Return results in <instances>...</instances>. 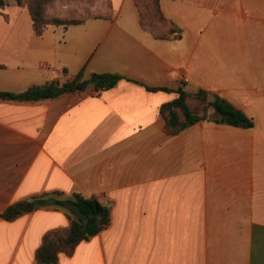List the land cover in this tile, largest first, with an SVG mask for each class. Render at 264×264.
<instances>
[{"label": "crops", "instance_id": "0c3cea01", "mask_svg": "<svg viewBox=\"0 0 264 264\" xmlns=\"http://www.w3.org/2000/svg\"><path fill=\"white\" fill-rule=\"evenodd\" d=\"M6 1L0 92L81 71L123 79L36 102L0 99V264H39L44 237L70 228L58 208L2 217L57 191L111 208L110 225L57 264H264V0H160L162 29L180 34L168 39L141 26L135 0H107L112 19L40 36L29 9ZM180 88L231 103L253 127L218 124L210 107L170 135L160 109Z\"/></svg>", "mask_w": 264, "mask_h": 264}, {"label": "trees", "instance_id": "16d2710c", "mask_svg": "<svg viewBox=\"0 0 264 264\" xmlns=\"http://www.w3.org/2000/svg\"><path fill=\"white\" fill-rule=\"evenodd\" d=\"M51 0H16L17 4L27 7L33 20V27L37 35H42L49 26H72L86 22L88 19L105 16H94L82 20L49 19L45 15L47 3ZM139 9L140 23L143 28H153L157 22L168 24L160 9V0H135ZM7 5L6 0H0V8ZM112 19V16H106ZM175 28H170L166 35L154 34L155 38L168 39L180 38ZM177 33V34H176ZM0 67H2L0 65ZM123 77L118 74H92L89 79H83V72L61 83L52 81L42 87H32L21 93L0 92V99L36 102L44 99L59 97L65 93H83L89 85L97 90L114 88ZM149 91L168 90L166 88H150ZM178 97L165 103L160 113L165 122L166 131L170 135H177L188 127L206 119L207 110L212 107L215 111L213 121L218 124L235 127L251 128L254 123L243 111L235 108L231 103L217 99L214 103H208L206 92L191 94L180 88ZM97 200L87 198L80 193L66 196L57 191L46 193L31 200L21 201L11 205L2 215L5 220L11 221L17 217L41 209H63L70 219V228L49 232L43 240L42 246L37 251L39 264H57L60 254L71 256L76 247L83 241H88L105 230L111 222L110 206H102L99 214L96 210Z\"/></svg>", "mask_w": 264, "mask_h": 264}, {"label": "rangeland", "instance_id": "374dc122", "mask_svg": "<svg viewBox=\"0 0 264 264\" xmlns=\"http://www.w3.org/2000/svg\"><path fill=\"white\" fill-rule=\"evenodd\" d=\"M110 13V3L107 0H51L45 8L47 18L59 20H82L94 16H107ZM162 22H157L150 29L154 34L166 35L167 32L162 29Z\"/></svg>", "mask_w": 264, "mask_h": 264}, {"label": "water", "instance_id": "95a60500", "mask_svg": "<svg viewBox=\"0 0 264 264\" xmlns=\"http://www.w3.org/2000/svg\"><path fill=\"white\" fill-rule=\"evenodd\" d=\"M210 98H212V100ZM215 101H216L215 97L213 95L209 94L207 97V102L208 103H214ZM96 210L99 214L102 212V208H101V205L99 203H96Z\"/></svg>", "mask_w": 264, "mask_h": 264}]
</instances>
